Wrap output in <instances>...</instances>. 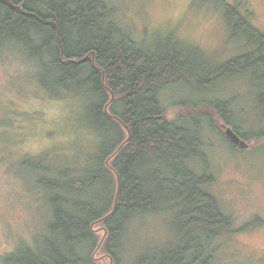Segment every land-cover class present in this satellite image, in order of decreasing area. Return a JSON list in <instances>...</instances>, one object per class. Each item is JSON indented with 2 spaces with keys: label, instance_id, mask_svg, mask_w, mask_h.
Masks as SVG:
<instances>
[{
  "label": "trees",
  "instance_id": "1",
  "mask_svg": "<svg viewBox=\"0 0 264 264\" xmlns=\"http://www.w3.org/2000/svg\"><path fill=\"white\" fill-rule=\"evenodd\" d=\"M11 1L37 17L22 15L0 3V46L14 43L37 60L41 70L38 81L52 95L61 88L81 89L95 97L88 115L99 134V150L94 164L81 174L64 169L56 178L38 180L48 195L51 211L44 246L37 252L17 249L4 263L95 264L86 250L95 251L100 241L96 231L101 228L106 235L99 249L118 260L129 224L145 215L171 210L177 199H184L187 211L207 210L209 226L186 231L183 241L189 240L183 247L142 254L135 264H211L206 247L219 233L232 232V219L205 189L212 175L197 173L192 167L193 161L204 156L198 121L189 118L188 123L181 124L169 120L159 95L175 83H193L200 89L203 83L215 86L227 77L250 71L259 70L257 78L264 81V34L240 10L241 0L235 4L208 0L222 9L232 38L244 39L246 46L255 44V49L217 63L183 44L172 48L181 43L173 39L150 48L142 46L120 30L104 0ZM109 91L117 99L110 103L108 112L131 131L130 140L112 157L127 133L104 112ZM259 96L264 122V87ZM212 108L223 125H231L244 142L264 137V128L259 135L239 133L231 100H216ZM116 175L120 179L117 208L103 219L113 207ZM201 236L205 237L204 244Z\"/></svg>",
  "mask_w": 264,
  "mask_h": 264
},
{
  "label": "rangeland",
  "instance_id": "2",
  "mask_svg": "<svg viewBox=\"0 0 264 264\" xmlns=\"http://www.w3.org/2000/svg\"><path fill=\"white\" fill-rule=\"evenodd\" d=\"M104 1L120 30L146 48L173 39L181 43L172 47L168 41V46L183 44L216 63L255 49V44L246 46L244 39L231 37L222 9L208 0ZM240 5L252 26L264 34V0H241ZM39 70L37 60L20 46H0V264L17 249L37 252L44 246L51 211L38 180L56 178L64 169L81 174L94 164L99 150V134L88 115L95 97L81 89L61 88L52 95L41 87ZM259 74L230 76L215 86L203 83L200 89L193 83H175L159 95L169 120L198 121L204 156L192 167L212 175L205 189L232 219V232L219 233L206 247L211 264H264V137L247 140L245 148L234 146L212 108L216 100H231L239 133L259 135L264 128L257 102L264 87ZM173 205L129 224L112 264H135L142 254L183 247L189 240L183 241L186 231L209 226L207 210L187 211L184 199ZM96 233L101 239L102 228ZM200 240L206 242L204 236ZM86 251L95 264H109L101 249L94 255V249Z\"/></svg>",
  "mask_w": 264,
  "mask_h": 264
},
{
  "label": "water",
  "instance_id": "3",
  "mask_svg": "<svg viewBox=\"0 0 264 264\" xmlns=\"http://www.w3.org/2000/svg\"><path fill=\"white\" fill-rule=\"evenodd\" d=\"M0 3L8 6L9 8L17 11L18 13H20L22 15L37 17L34 13H30V12L24 11L20 5L14 4L11 0H0ZM57 38H58V42H59V46H60V51H61V56H62L63 49H62V45H61V41H60L58 32H57ZM85 59H87V56L84 59L80 60V62L84 61ZM92 62H93V58H92ZM109 93H110V99L106 103V105L104 106V112L106 113V115L112 117L113 119H116L122 125V127L125 129V131L127 133L126 139L117 147V149L111 155V157H112V156H114L120 150V148L124 144H126L130 140V138H131V131H130L129 127L126 124L122 123L120 121V119L116 115L110 114L108 112V106L110 105V103L112 102V100L114 98L113 93L110 92V91H109ZM222 126L224 128V134H225V136H227L233 142L234 145H239V146L242 145V146H244V148L247 146V143L244 142L242 139H240L236 135V133L230 127H226L225 125H222ZM111 157H109V159ZM109 159L106 160V163H108ZM119 191H120V179H119L118 175H116V191H115V197H114L113 207H112V210L105 217H103V219H105V218H107V217H109V216H111V215H113L115 213L116 208H117V201H118ZM105 235H106V231L104 230V234H103L102 238L100 239V241H99V243H98V245H97V247H96V249H95V251L93 252L92 255H94V253L99 250V248H100V246H101V244H102V242L104 240ZM108 258H109V261H110L109 264H112V261H113L112 257L108 255Z\"/></svg>",
  "mask_w": 264,
  "mask_h": 264
}]
</instances>
